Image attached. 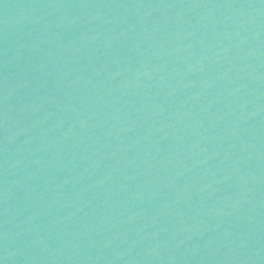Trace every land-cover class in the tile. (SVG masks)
Listing matches in <instances>:
<instances>
[{
	"label": "water",
	"instance_id": "1",
	"mask_svg": "<svg viewBox=\"0 0 264 264\" xmlns=\"http://www.w3.org/2000/svg\"><path fill=\"white\" fill-rule=\"evenodd\" d=\"M0 264H264V0H0Z\"/></svg>",
	"mask_w": 264,
	"mask_h": 264
}]
</instances>
